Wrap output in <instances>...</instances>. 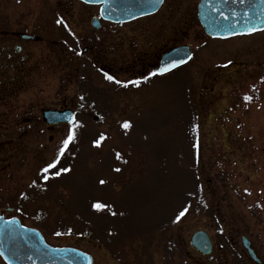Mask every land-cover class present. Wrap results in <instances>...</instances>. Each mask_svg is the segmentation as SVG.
<instances>
[{"label": "rangeland", "instance_id": "obj_1", "mask_svg": "<svg viewBox=\"0 0 264 264\" xmlns=\"http://www.w3.org/2000/svg\"><path fill=\"white\" fill-rule=\"evenodd\" d=\"M199 1L164 0L153 16L96 30L99 7L79 0H0V214L94 264H253L242 236L264 262V31L211 39ZM180 45L193 51L187 65L146 73ZM64 107L81 125L58 166L71 171L45 182L71 126L49 128L42 110ZM198 230L208 256L189 243Z\"/></svg>", "mask_w": 264, "mask_h": 264}, {"label": "water", "instance_id": "obj_2", "mask_svg": "<svg viewBox=\"0 0 264 264\" xmlns=\"http://www.w3.org/2000/svg\"><path fill=\"white\" fill-rule=\"evenodd\" d=\"M85 3V0H79ZM160 0H89L88 5L100 6V17L91 19L93 29L101 28V19L112 23H125L156 13L163 4ZM198 17L205 32L213 38H230L238 35H248L250 28L258 32L264 29V0H201L198 6ZM22 40L39 41L35 35L19 34ZM16 51L21 47L16 46ZM192 57L189 46H178L164 53L158 67V75H165L186 64ZM184 60L168 71H161L165 65L174 61ZM74 116L70 110L42 111L44 122L49 126L68 124L64 117ZM21 222L14 217L6 219L0 215V250L7 264H93V258L74 248H54L49 246L40 231L21 227ZM191 247L203 256L213 252V242L205 230L194 232L189 240ZM241 245L253 264H263L261 258L246 236L241 237ZM8 257V259H5Z\"/></svg>", "mask_w": 264, "mask_h": 264}, {"label": "snow or ice", "instance_id": "obj_3", "mask_svg": "<svg viewBox=\"0 0 264 264\" xmlns=\"http://www.w3.org/2000/svg\"><path fill=\"white\" fill-rule=\"evenodd\" d=\"M89 0H85V3H88ZM160 2H162V0H160ZM58 24H64V26L67 28L68 25L64 22V20L61 18L59 20L56 21ZM257 29L255 28H250L248 30V34H251V32L256 31ZM264 30V29H261ZM74 35V33H73ZM188 59H191V56L188 57ZM180 63H185L184 60H180V61H174L172 64L170 65H165V67L162 69L161 73L168 71L170 68H174L176 67L178 64ZM228 63H231V61H229ZM156 73H153V75H155ZM105 79L108 81H112L115 82L116 84H121L122 82L119 80H116V78L112 75H109L107 73H104ZM128 83H132V84H139V81H129ZM126 86V84L124 85ZM252 99L251 96L249 95H245L244 96V100L245 101H250ZM64 119L68 120V122L70 123L71 127L68 130L67 136L66 138L63 140L62 142V146L60 147L57 156L50 161L49 163H47V165L45 167H43L42 169H40V173L41 176L40 178L47 182L51 177H59L62 175V173H68L71 171L70 168L67 167H58L59 163H60V157L63 156V154L65 153V151L69 148V145L76 139V132L75 129L77 127H80L81 125L79 124L78 121L75 120L74 116H69V117H64ZM131 123L129 121H124L121 125L122 128H124L125 130L131 128ZM106 139V136L101 133L97 139H95L93 141L94 146L96 147H100L102 141H104ZM117 155V159H121V156L119 153L116 154ZM116 172H120L121 169L116 168L115 169ZM37 183L36 180H33L32 184L35 185ZM100 184H105L106 181L104 180H100L99 181ZM21 195H25V194H21ZM25 198H27L25 196ZM110 206L104 203H101L99 201L95 202L92 204V208L96 209L97 211H101L105 208H109ZM188 212V207H182L179 211L178 214H176L175 216V221L174 222H179L181 220L182 217H184ZM113 215H115V213H113ZM21 227H23L21 225ZM222 231V229H221ZM0 256H4V252L2 250H0ZM5 259H8V257H5Z\"/></svg>", "mask_w": 264, "mask_h": 264}, {"label": "flooded vegetation", "instance_id": "obj_4", "mask_svg": "<svg viewBox=\"0 0 264 264\" xmlns=\"http://www.w3.org/2000/svg\"><path fill=\"white\" fill-rule=\"evenodd\" d=\"M112 24H113V23H112ZM160 56H161V54H160L158 57L156 56V59L153 60V63L148 64V69H146L147 72L144 71V74H145V72H146V73H149L150 76H154L153 73H155L156 68H157V66H158V64H159ZM155 60H156V62H155ZM11 66H13V65L11 64ZM144 70H145V68H144ZM144 74H143V75H144ZM64 108H65V107H64ZM64 108H63V109H64ZM49 128H53V127H49Z\"/></svg>", "mask_w": 264, "mask_h": 264}]
</instances>
